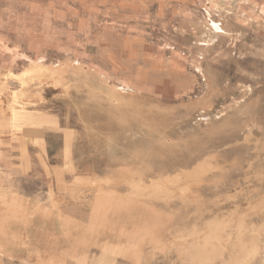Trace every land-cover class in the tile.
I'll return each mask as SVG.
<instances>
[{"label":"rangeland","instance_id":"obj_1","mask_svg":"<svg viewBox=\"0 0 264 264\" xmlns=\"http://www.w3.org/2000/svg\"><path fill=\"white\" fill-rule=\"evenodd\" d=\"M0 264H264V0H0Z\"/></svg>","mask_w":264,"mask_h":264}]
</instances>
